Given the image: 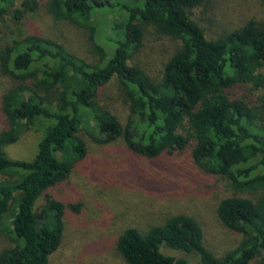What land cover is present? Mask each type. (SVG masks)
<instances>
[{
  "label": "trees",
  "instance_id": "1",
  "mask_svg": "<svg viewBox=\"0 0 264 264\" xmlns=\"http://www.w3.org/2000/svg\"><path fill=\"white\" fill-rule=\"evenodd\" d=\"M112 1L48 0L56 18L77 23L111 7L125 12L116 23L115 48L96 44L100 58L89 62L56 39L25 33L22 22L38 0H0V76L14 80L0 102L8 125L0 133V174L13 176L0 179V229L13 242L0 264L52 263L62 246L66 206L48 197L40 210L38 202L86 156L82 132L101 145L121 141L147 159H166L192 145L197 165L225 177L233 191L217 213L244 238L223 256L207 246L199 220L179 212L147 229L122 230L116 246L127 264L188 263L164 254L163 244L197 254L199 264H264V18L210 39L193 16L207 0ZM147 24L182 43L159 80L130 63ZM114 78L126 96V121L97 101ZM260 89L258 103L246 94ZM32 129L39 132L33 159L11 156L8 146ZM80 206L69 208L79 212Z\"/></svg>",
  "mask_w": 264,
  "mask_h": 264
},
{
  "label": "rangeland",
  "instance_id": "2",
  "mask_svg": "<svg viewBox=\"0 0 264 264\" xmlns=\"http://www.w3.org/2000/svg\"><path fill=\"white\" fill-rule=\"evenodd\" d=\"M38 1L40 5L36 11L28 13L22 22L25 33L56 39L89 62H97L100 58L96 44L115 48L120 32L115 29L116 23L125 16L120 7L99 10L83 23H77L56 18L48 8V0ZM193 16L205 28L208 38L216 39L242 26L247 19L264 18V2L207 0L194 10ZM181 44L180 40L160 33L153 24H147L143 44L130 63L159 80L164 63ZM13 85V79L0 76V102L3 93ZM246 94L258 103L262 90ZM125 98L123 86L114 78L102 88L97 101L126 121ZM5 129L8 125L0 114V133ZM82 137L87 145L86 156L75 163L67 181L47 189L38 202L40 210L47 204L48 197L66 206L62 246L51 264H127L116 246L121 231L131 226L147 229L179 212L190 213L199 220L204 241L219 256L244 238L243 233L226 228L217 213L220 200L233 193L228 180L199 167L192 155V145L166 159H147L130 152L121 141L101 145L86 132H82ZM38 138L37 130H26L17 142L8 146V153L15 158L31 160L38 149ZM58 154L66 159L63 152ZM0 179L12 181L13 176L0 174ZM72 203H81L79 212L69 208ZM13 213L6 223L11 221ZM12 245L10 237L0 229V253ZM161 250L176 260L185 258L187 264H199L195 253L164 244Z\"/></svg>",
  "mask_w": 264,
  "mask_h": 264
}]
</instances>
